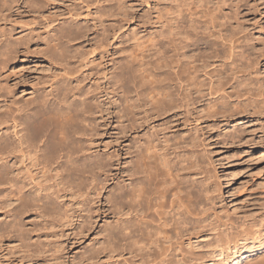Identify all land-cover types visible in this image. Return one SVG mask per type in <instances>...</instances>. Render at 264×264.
I'll return each instance as SVG.
<instances>
[{"label": "bare ground", "instance_id": "1", "mask_svg": "<svg viewBox=\"0 0 264 264\" xmlns=\"http://www.w3.org/2000/svg\"><path fill=\"white\" fill-rule=\"evenodd\" d=\"M56 1L61 14L38 0H0V99L17 87L10 74L23 62V102L0 104V159L23 155V184L0 164V208L9 209L0 238L30 256L46 231L76 219L75 238L84 236L95 223L90 204L115 176L94 210L100 240L86 260L264 264V192L234 215L223 197L236 160L264 149V37L246 24L257 0ZM131 3L132 43L100 93L74 77L76 63L91 56L87 43H109L114 18L121 26ZM23 5L42 15V32L9 26ZM32 69L46 73L34 78ZM112 122L115 154L94 152Z\"/></svg>", "mask_w": 264, "mask_h": 264}, {"label": "rangeland", "instance_id": "2", "mask_svg": "<svg viewBox=\"0 0 264 264\" xmlns=\"http://www.w3.org/2000/svg\"><path fill=\"white\" fill-rule=\"evenodd\" d=\"M38 1L41 3L38 5L39 6L41 5L40 7L45 6L44 8L47 9L49 12H51V10L56 9V10H59L57 13L61 14L63 11V8L59 3L60 1L59 2L56 0H54V1L53 0H38ZM253 3L254 2L252 0V4ZM253 7L251 8V12L249 13V15L247 17V23L246 24L249 26V29L252 28L251 30L257 34H258V30H260V32L263 33V37H264V27H263L264 26V0H257V2L255 3V5H253ZM134 8L137 9V4H132V3L129 4V8H128V10H129L128 16L129 17L126 18V21L123 22V24L121 23V26L118 25L119 24L118 22H121L119 16H116L114 18V21L117 22V23L113 24L114 28H115V30L114 29L113 30H114V32H116V34L113 32V30L110 33L111 36H109V39H108L109 43H107L108 45L106 44L104 46L105 49L107 48V51L104 48L103 49L97 48L98 46L95 47L91 43H90L91 45H88V43H87L86 48L89 49V51H87V52L91 56L84 57L83 60H80V61H82V63L85 62L83 65H82V63L80 65V63L78 62L80 67L76 63V67H78V71L76 69V72L79 75L75 74V76H74L75 78H79V80L81 81V83L83 85L90 84L88 86H90L91 88H94L95 90L98 89L99 92L100 91L103 92L106 90L109 91V86L111 83V79H110L111 70L114 67V65L116 67L119 63H121L122 57H123L122 52H123V54H125L126 52L124 50H127L129 45H131V43H132L130 41L131 40L130 36H132L131 30H133L134 25L136 23V19L133 20V18H132L133 17V11L135 10ZM144 8H145V6H142L141 9L139 10L140 14L143 13V11H141V10ZM60 10H61V12H60ZM113 14H115V12ZM46 16H49V14H45V17ZM41 17H42V15H39V14L36 15V13L33 14L32 11H30L28 8L24 7V5H23V8L20 11V14L12 17L10 19V21L12 22L11 23L12 25L10 24L9 26H13L14 29H17V32H21L22 31L21 27H23V29L34 30V33H40L43 31V29L40 25V22H41V20L44 21V18L43 17L41 18ZM90 17H92V16L90 15ZM38 18H39V20L40 19L41 20L39 21ZM86 19H87L89 25L93 26L95 20H91L92 18H89V17H86ZM17 22L19 24H17ZM122 25H124V28H122L123 27ZM19 26L21 29L19 28ZM119 27H120V29H119ZM255 28H256V30H254ZM98 29L99 28H97V31H98ZM95 31H96V29H95ZM92 32H94V30H92ZM92 34H90V36H91L89 38L90 40L92 38H94V36H95L94 33H92ZM104 34H106V33H104ZM128 34H129L130 38L128 37ZM112 35H115V36H112ZM118 37L119 38L121 37L120 38L121 40L118 39ZM126 37L128 39H125ZM128 41H130L131 43ZM119 42H121V43H119ZM123 45H124V47H123ZM89 46H91V47L89 48ZM126 46H127V49H126ZM92 47L97 48V50L100 49V50H102V52L100 50L96 51L95 48L93 49ZM120 48L121 49L123 48V49L121 50ZM91 49H92V51H91ZM88 53H86V54L88 55ZM92 53H94V54H92ZM86 58H88V59H86ZM22 66H23V62L21 60L16 65V68L14 67L15 72L13 71V74H10L11 75L10 77L12 79H14L13 81L17 80L18 82L16 84L17 87H13L11 89L12 93L11 92L10 93H11L12 97L10 95L7 96L3 92L5 94V96H7V98L4 99L5 102L10 99V101H8L10 103L11 99L15 98V96H17L16 100L17 99L19 100V101L18 100L16 101L15 99H13L15 102L21 103V100L23 102V93H22L23 92V67ZM29 67L34 68L32 66V64ZM259 68L262 71V74L260 77L263 78V80H264V64L261 65ZM33 70L34 69H32V72H30V71H28V73L26 72V74H30L31 76L33 75L34 78H35V74H36V78L37 77L41 78L42 75H40V74L46 73L40 69H39L40 72L37 69L34 71ZM37 75H39V76H37ZM85 75L87 76V79H86L87 81L85 80V78H86ZM4 87H5V85H4ZM4 87L2 86V88H4ZM2 88H0V89H2ZM4 89H3V91H5V92L8 91V90H4ZM98 91H96V92L98 93ZM261 92H263V93H261V95H262L261 99L264 102V87L261 89ZM17 93H19V94H17ZM101 95L104 96V94H101ZM20 97H22V98H20ZM105 99H107V96L105 97ZM108 99H111V96H108ZM4 100L0 99V102H1L0 104L4 105L3 104ZM13 100H12V102H14ZM109 102H110V100H109ZM261 121H263V125H264V113H262L259 117V122L261 123ZM259 122H258V125L255 123H250L251 124L250 129L253 127L260 128ZM113 124L114 123L112 122L110 124V126H108V128L106 127L105 128V130H106L105 134L102 137H100L98 139V141H96V145H94L95 149L93 150L94 152L96 151V153L101 154V155L102 154L105 155V153L106 154L114 153V151L117 148L118 143H117V139H116L117 138L116 131L114 130L115 124L114 125ZM8 135L11 137L12 140L13 139L16 140V137L14 136V130L12 131V129H11L10 132L8 133ZM0 136H1V134H0ZM250 152L251 153H248L247 155L246 154L243 155L239 160H236L237 161L236 165L234 164V166H232L236 170L238 169L237 173L235 172L236 177H235V179L232 180L231 184L227 188L224 189L223 197L225 199V201H224L225 207H227L226 208L227 211H229V213L232 215H234V213H238V212L242 211L243 209H247L248 206H251V202L253 200L252 198L257 197L262 192H264V168H263L264 163L262 161V158H264V149H256V150L252 149V150H250ZM15 153H14V155L11 154V156L9 155L8 157L4 156L5 158L2 157V159H0V164L3 162L4 163L8 162L7 166H8L9 175L10 176L11 175L16 176L15 178H18L20 180V182H22V184H23V160H22L23 155L20 152H18V154L17 153L15 154ZM224 153H226V151H224ZM13 156H15V158ZM113 174L115 175L116 172L113 171ZM99 178H101V181L105 182L104 176L100 175ZM115 178L116 177L114 176L111 183L109 182L107 184L108 186L106 185L107 189H104L103 190L104 192L101 191L100 200H99V198H97V200H95V202L94 201L92 202L94 204L96 203L95 205L90 204L92 207V211H93V215H94L93 217H94L95 223H93L92 226H89L90 228L86 232V234H84V236L75 238L74 234H76V232H74V231H76V230L74 229V227L76 226L75 225L76 222H78L76 219L75 223L73 225V228L68 229L67 227L66 228L57 227V229H55L54 231H51V232H50V230L46 231L45 235L42 236L41 243L38 244V250L35 253H30L29 254L30 256H26V254L23 252V247H21L20 242H15L10 238L3 237V238H0V264H97V263L101 264L102 259L100 258L99 255H96V257H95L96 259L98 258L97 260L93 259L94 261L91 262V260H89V261L86 260V255L84 254V252L86 249L90 250L91 248H95V246L98 247V240H100V232L99 231H100L101 219L99 218L97 220L96 212H97V216H98V214L100 213V204L102 202V197H104L106 195V193L109 191V189H110L109 187L110 186L112 187L113 184L116 183L115 181H117V180H115ZM229 190H231V192H229ZM98 202H99V204H98ZM85 204H86V202H85ZM81 205L83 206V204H81ZM81 205H79V206H81ZM79 206L77 207L75 205V208L78 209ZM8 210H9L8 208H5V209L3 208V210H2V208H0V218L1 219L5 215V213L8 212ZM94 210H96V212ZM98 210H99V213H98ZM94 212H95V214H94ZM98 232H99V235H98ZM60 245H63V246L61 248H59ZM92 245H93V247H92Z\"/></svg>", "mask_w": 264, "mask_h": 264}]
</instances>
